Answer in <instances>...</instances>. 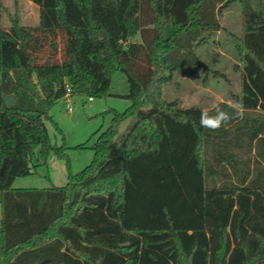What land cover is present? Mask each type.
I'll return each instance as SVG.
<instances>
[{
    "label": "trees",
    "instance_id": "trees-1",
    "mask_svg": "<svg viewBox=\"0 0 264 264\" xmlns=\"http://www.w3.org/2000/svg\"><path fill=\"white\" fill-rule=\"evenodd\" d=\"M29 1L37 26L17 14L0 25V264H264V0ZM234 3L239 106L217 104L233 118L210 131L206 109L167 101L164 85L209 70L196 50L225 31ZM118 70L131 104L108 110L92 162L73 173L68 147L51 143L50 109L68 87L107 96ZM38 147L40 164L52 150L66 162L67 184L14 188L35 173Z\"/></svg>",
    "mask_w": 264,
    "mask_h": 264
},
{
    "label": "rangeland",
    "instance_id": "rangeland-1",
    "mask_svg": "<svg viewBox=\"0 0 264 264\" xmlns=\"http://www.w3.org/2000/svg\"><path fill=\"white\" fill-rule=\"evenodd\" d=\"M3 6L0 12V25L8 28L11 16L19 15L26 26H37L39 23V7L29 0H0ZM242 8L239 3L228 7L220 18L225 31H219L196 50V57L207 64L209 70L182 69L170 75L164 85L163 95L167 101L176 100L182 107H200L212 109L221 102L239 106L241 94L242 61L234 43V37L241 33ZM173 26L166 27L164 34L170 36ZM137 41L140 37L136 38ZM46 47L42 56L49 53ZM59 58V56L57 57ZM129 92L127 76L122 71H115L109 94L104 97L71 95L57 101L50 109L53 121H47V127L53 147L66 145L73 173L82 171L94 158V144L101 132L111 124L113 114L109 109L124 112L131 101L123 97ZM70 101L71 111L68 107ZM125 127V126H124ZM122 128V131L124 130ZM40 147L35 150L33 163L34 174L15 180L13 187L48 188L62 187L68 182L66 162L59 159L52 150L46 164H40Z\"/></svg>",
    "mask_w": 264,
    "mask_h": 264
},
{
    "label": "clouds",
    "instance_id": "clouds-1",
    "mask_svg": "<svg viewBox=\"0 0 264 264\" xmlns=\"http://www.w3.org/2000/svg\"><path fill=\"white\" fill-rule=\"evenodd\" d=\"M232 118L228 112H225L217 105L214 109V114H209L208 110H201L199 124L201 128L216 131L227 125Z\"/></svg>",
    "mask_w": 264,
    "mask_h": 264
},
{
    "label": "water",
    "instance_id": "water-1",
    "mask_svg": "<svg viewBox=\"0 0 264 264\" xmlns=\"http://www.w3.org/2000/svg\"><path fill=\"white\" fill-rule=\"evenodd\" d=\"M5 101H6V104H7L8 107L16 106V99H15V97L13 95L5 96ZM1 171H3V168H2Z\"/></svg>",
    "mask_w": 264,
    "mask_h": 264
},
{
    "label": "built area",
    "instance_id": "built-area-1",
    "mask_svg": "<svg viewBox=\"0 0 264 264\" xmlns=\"http://www.w3.org/2000/svg\"><path fill=\"white\" fill-rule=\"evenodd\" d=\"M71 95H72L71 90H70V88L68 87L65 97L68 99L69 96H71ZM90 100H92V98H90ZM67 104H68L69 110L71 111L70 101H69V100H68V103H67Z\"/></svg>",
    "mask_w": 264,
    "mask_h": 264
}]
</instances>
